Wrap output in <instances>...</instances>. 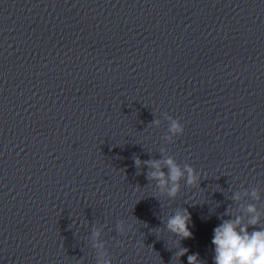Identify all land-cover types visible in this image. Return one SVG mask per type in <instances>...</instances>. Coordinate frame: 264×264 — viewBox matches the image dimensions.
<instances>
[{
	"label": "water",
	"instance_id": "obj_1",
	"mask_svg": "<svg viewBox=\"0 0 264 264\" xmlns=\"http://www.w3.org/2000/svg\"><path fill=\"white\" fill-rule=\"evenodd\" d=\"M168 156L201 174L175 198ZM248 204L264 224V0H0V264H213Z\"/></svg>",
	"mask_w": 264,
	"mask_h": 264
},
{
	"label": "clouds",
	"instance_id": "obj_2",
	"mask_svg": "<svg viewBox=\"0 0 264 264\" xmlns=\"http://www.w3.org/2000/svg\"><path fill=\"white\" fill-rule=\"evenodd\" d=\"M164 119L168 121L167 134L164 139L171 143L175 137L183 135L184 125L179 119L166 113ZM153 123L158 125L160 121L155 120ZM135 163L139 166L141 161L137 159ZM148 163L153 169L149 173L150 178L156 180L161 193L170 198H175L179 194L181 180H184L188 186L195 187L199 184L201 174L187 163L181 167L172 156H168L162 162L167 167V172L162 169L159 160ZM250 195L259 199V194L255 190ZM240 198L239 193L233 196L234 200H240ZM243 211L247 214L246 221L243 215H236L234 218L222 220L214 227L211 240L214 253L213 264H264V224L261 222V213L254 204H248ZM190 220L191 215L186 208L178 209L168 217L167 228L177 236L189 238L192 236L189 228ZM116 227L122 235L125 234L122 221L118 222ZM250 227H252L251 231H249ZM128 230L132 231L131 225L128 226ZM100 236V230L93 229L91 239L94 248L103 247ZM186 251L182 249L179 254ZM187 259L189 264H200L198 254H191ZM98 264H111V259L104 258L98 261Z\"/></svg>",
	"mask_w": 264,
	"mask_h": 264
}]
</instances>
